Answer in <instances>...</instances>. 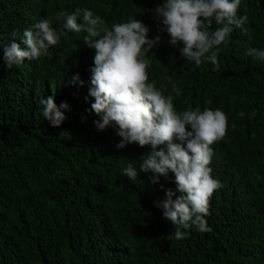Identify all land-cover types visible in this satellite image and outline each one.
<instances>
[{
  "label": "trees",
  "instance_id": "obj_1",
  "mask_svg": "<svg viewBox=\"0 0 264 264\" xmlns=\"http://www.w3.org/2000/svg\"><path fill=\"white\" fill-rule=\"evenodd\" d=\"M163 2L0 0V58L13 32L19 43L43 18L64 33L47 56L11 69L0 59V264H264V62L246 55L264 49V0H241L237 15L248 20L213 49L219 71L210 61L195 67L181 56L182 44H170L154 14ZM77 7L109 28L132 18L149 27V38L161 36L146 54L149 83L166 93L173 84L199 90L205 105L222 101L227 134L210 145L211 175L222 185L209 199L211 231L193 226L176 239L175 225L156 205L167 189L175 191L174 173L151 183L153 173L140 170L151 145L117 149L115 123L95 127L100 116L88 93L96 50L83 42L85 32L67 31L57 20ZM216 27L213 21L210 31ZM77 73L83 86L70 83ZM53 94L58 106L69 105L59 127L39 104ZM129 163L139 182L121 174Z\"/></svg>",
  "mask_w": 264,
  "mask_h": 264
},
{
  "label": "clouds",
  "instance_id": "obj_2",
  "mask_svg": "<svg viewBox=\"0 0 264 264\" xmlns=\"http://www.w3.org/2000/svg\"><path fill=\"white\" fill-rule=\"evenodd\" d=\"M240 5L241 0H164L154 14L164 26L162 30L169 34L170 44L183 45L179 47L182 57L194 62L195 67L210 61L213 70L219 71L218 46L227 44L234 28H242L248 20L246 14L237 15ZM61 19L63 29L85 32L83 42L96 50L88 95L94 98L91 111L100 116L94 121L97 130L104 131L114 122L121 137L117 149L130 143L151 145L140 164L141 171L153 173L151 183H158L159 177H167L169 171L174 173L175 191L167 189L165 198L156 205L163 218L175 225L176 239L185 238L186 232L181 229L193 226L200 232L211 231L205 219L209 215V199L222 185L211 175L210 145L227 134L228 117L222 101L214 97L210 98L214 104L205 105L201 104L199 90L179 89L173 84L172 92L166 93L156 87L155 81L149 83L146 69L150 61L146 54L161 36L149 38V27L142 21L129 18L128 22L114 23L109 28L92 10L79 7L71 14L59 13L57 20ZM213 21L217 27L210 31ZM63 34L43 18L19 35V43L18 33L13 32L0 59L11 69L25 60L47 56ZM21 44L27 47L22 48ZM246 55L264 62V49L252 47ZM77 82L80 86L85 83L79 73L70 81ZM39 104L43 106V117L52 127H59L65 119L61 109L69 108L67 102L58 106L53 94L41 98ZM121 174L139 182L132 163L123 167Z\"/></svg>",
  "mask_w": 264,
  "mask_h": 264
}]
</instances>
